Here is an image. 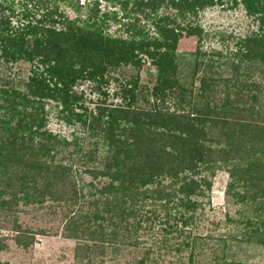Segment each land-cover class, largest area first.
Listing matches in <instances>:
<instances>
[{
  "label": "trees",
  "instance_id": "trees-1",
  "mask_svg": "<svg viewBox=\"0 0 264 264\" xmlns=\"http://www.w3.org/2000/svg\"><path fill=\"white\" fill-rule=\"evenodd\" d=\"M31 1L0 0V208L62 203L63 235L93 264H123V251L132 264L168 255L166 264H258L248 258L264 247V0H232L256 27L226 53L204 46L195 20L214 0L162 9L165 0H110L119 8L107 10L62 0L74 17L59 0H40L37 16ZM110 22L119 28L108 31ZM183 32L194 50L178 49ZM144 58L157 69L152 84L140 81ZM118 75L120 100L108 102L102 84ZM86 81L98 93L92 108ZM51 113L72 126L69 137L48 127ZM217 169L236 208L218 221L228 228L204 232ZM14 230L17 243H32Z\"/></svg>",
  "mask_w": 264,
  "mask_h": 264
},
{
  "label": "rangeland",
  "instance_id": "rangeland-1",
  "mask_svg": "<svg viewBox=\"0 0 264 264\" xmlns=\"http://www.w3.org/2000/svg\"><path fill=\"white\" fill-rule=\"evenodd\" d=\"M75 1V0H72ZM78 4H84L93 0H77ZM101 7V10L118 9V4L113 5L110 0H96ZM40 0H32L29 2L32 10L37 9L36 15L42 13L45 7L42 6ZM49 4V3H47ZM59 9L70 17L75 16V12L66 5L62 0H59ZM165 0L160 9L167 7ZM169 5V4H168ZM85 10L81 9V13ZM19 16L14 15L13 23H18ZM195 20L203 26V29L208 32V37L204 39V46L215 47L221 49L223 53L228 52L235 46L240 35L245 34L249 30L256 27V22L252 17L248 16L246 10L241 4H234L232 0H214V4L205 7L198 11ZM57 26H61L57 24ZM119 24L110 22L107 30H116ZM117 33L119 31H116ZM121 32V31H120ZM116 33V34H117ZM197 44V39L194 35L183 32L177 41V47L181 51L194 50ZM142 61V67L138 72L140 81L143 83L152 84L157 75L156 67L147 58ZM27 67L28 64H22ZM16 67H14L15 70ZM22 74L25 69L21 71ZM129 77L135 73V69L126 72ZM226 74V73H224ZM119 80L110 79L109 82L102 84L101 89L108 94L107 101H119L117 97H113V93L118 90L119 85L124 82L125 76L118 75ZM259 77L261 75H258ZM129 79V78H127ZM85 89V103L92 108L98 100V93L91 91V86L86 81L81 85ZM48 127L54 132H60L69 137L72 131V126H68L60 121L54 114L49 115ZM84 181H88V174L82 175ZM228 180L227 172L223 169H217L212 177L211 190L209 196L206 195L203 200L204 210L203 219L201 220L202 229L204 232H222L226 225L219 224L218 221L223 220L224 212L228 209L233 211L236 205L229 203L225 195V185ZM97 181V180H95ZM94 181V183H95ZM85 182V183H86ZM89 186L84 185L83 190L87 191ZM62 204V203H61ZM60 203L53 202L49 199L41 203H23L19 201L11 210L0 208V236L3 238L5 247L0 249V261H8L11 264H93L95 261L84 257V250H76V245L81 242L76 238H68L63 235V224L65 221L64 207ZM200 225V226H201ZM17 226L29 231L33 235L32 243L22 245L17 243L14 238ZM217 226V227H216ZM29 234V233H28ZM249 260L254 263L264 262V247H255L251 251ZM139 256V254H138ZM132 254L123 251L117 260L123 264H132ZM174 259V257L166 256L163 264ZM110 263V261H107ZM112 262V261H111Z\"/></svg>",
  "mask_w": 264,
  "mask_h": 264
}]
</instances>
